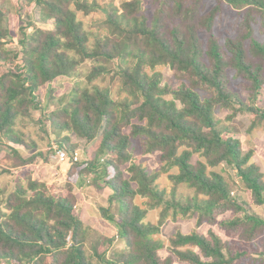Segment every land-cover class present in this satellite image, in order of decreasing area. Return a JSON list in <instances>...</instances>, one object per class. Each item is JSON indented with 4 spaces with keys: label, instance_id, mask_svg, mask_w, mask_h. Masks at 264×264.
<instances>
[{
    "label": "trees",
    "instance_id": "16d2710c",
    "mask_svg": "<svg viewBox=\"0 0 264 264\" xmlns=\"http://www.w3.org/2000/svg\"><path fill=\"white\" fill-rule=\"evenodd\" d=\"M203 1L156 0L149 13L143 0H22L37 14L17 39L0 7V66L6 67L0 73V146L14 167L43 154L23 155L39 148L19 128L33 121L32 110H41L36 124L59 147L75 150L71 134L92 144L86 161L71 163L66 193L31 175L0 189V264H173L175 257L188 264H237L245 252L213 230L178 231L168 245L157 237L169 219L194 215L198 227L219 224L244 244L264 235V216L254 208L264 205V172L253 161L254 151L244 152L216 116L218 108L232 110L227 120L248 112L249 130L264 124V109L256 102L264 85V41L253 28L258 18L264 21V0H219L207 13ZM224 4L242 18L236 38L221 43L212 32ZM99 12L105 18L92 33L79 14ZM202 30L210 34L207 48ZM13 42L18 47L10 48ZM161 66L181 81L178 87L157 70ZM229 69L248 81L250 104L231 90ZM107 76L120 79L121 99L95 83ZM62 78L76 83L58 95ZM46 87L55 103L49 112L41 93ZM135 138L142 139L144 154L159 152V171L150 172L135 158ZM173 168L178 172L169 174L174 187L168 192L157 180ZM93 173L95 187L112 191L109 206L99 209L116 223L121 247L99 234L88 250L90 228L77 210L75 188ZM179 184L194 194L177 198ZM234 185L250 200L235 193ZM137 197L146 198L147 207ZM151 209H160L156 223L147 220ZM227 212L235 216L219 220ZM164 249L170 252L166 257L160 254ZM253 252L254 264H264V242Z\"/></svg>",
    "mask_w": 264,
    "mask_h": 264
},
{
    "label": "rangeland",
    "instance_id": "374dc122",
    "mask_svg": "<svg viewBox=\"0 0 264 264\" xmlns=\"http://www.w3.org/2000/svg\"><path fill=\"white\" fill-rule=\"evenodd\" d=\"M123 1L126 0H115V3L120 4ZM143 2L144 6L149 9V13H152L156 6V0H143ZM203 2L204 13H207L213 6L218 4L219 0H204ZM0 7L7 14L6 20L4 21L5 26H9L11 28V31L16 39L20 35V28L26 27L28 25L29 19L31 18L34 20V16L37 14V11H35L33 5H29L25 2L22 3V0H0ZM79 17L84 20L86 29L92 33H98L99 27L101 25L100 23H102L105 18L104 14L101 12L94 13L87 17L80 13ZM241 18L242 15L240 12L231 9L227 4H224L222 11L216 18L212 33L219 38L221 43H224L227 39L236 38L237 29L240 25ZM253 28L256 39L263 42L264 21L261 18H258L254 22ZM200 36L202 38V44L204 48H207L210 34L206 30H202L200 32ZM247 45L249 46V42H247ZM9 47L16 48L18 46L13 42L9 45ZM5 70L6 67L0 66V73ZM157 70L162 71L164 73L165 79L174 87H178L180 85L181 81L177 79L168 68L161 66L158 67ZM87 71L88 66L85 65L82 69V79H84ZM228 79L231 90L239 93L243 100L250 104L251 90L247 86L249 84L248 81L244 77L237 76L234 69H229ZM75 83L76 80L74 78H62L58 80L56 85L60 86V88L57 89L58 91L56 93L60 95L63 92L70 91L71 87ZM95 83L102 88H111L114 98H122L118 95L121 86L120 79L113 81L109 76H107L104 79L96 80ZM41 93L45 108L47 109L45 111L49 112L55 107V103L50 100V88H43ZM260 93L261 94L258 96L256 102L260 108L264 109V85ZM202 94L204 95L203 92ZM230 113H232V110L218 108L216 111V116L218 119L222 120V125H225L229 128L230 134L241 141V146L244 152L249 150L254 151L253 161L257 163L264 172V124L249 130L253 118L251 113H238L236 118L233 120H227V116ZM32 116L33 121H27L23 124V127L19 126V128L24 132L26 137L36 140L39 144V148L31 151H23V155L25 158H28L39 150H41L43 154L42 156H38L36 159H34L33 163L29 165L23 167H14L15 161L8 156L7 148L0 146V189H11L15 185L16 181L19 179H25L28 175H31L55 186V191L66 193L67 184L71 183L68 174L72 170L71 168H73V164H62L55 158L54 150L59 147V144H57L55 141V136H47L42 127L36 124V120L41 117V110H32ZM70 138V144L76 146L75 150H79V153L82 156V161H86L88 159L87 150L91 148L92 144H90L86 139L78 138L74 134H71ZM132 143L133 154L135 155V158L137 160L139 159L140 162H142L146 169H148L150 172L159 171L161 168L159 152L144 154L141 138H135ZM224 166L228 167L224 164L221 168ZM126 167L127 165H124V168ZM228 171L233 175V177L236 178L235 172L231 168H229ZM177 172L178 170L173 168L170 172L163 173L157 180L159 186L162 189H166L168 192H170L174 187V183L170 179L169 174ZM95 176L96 173L82 177L79 181H77L75 188L78 198V212L81 213L85 210V208L88 207L90 208L91 212L88 216L89 223L87 225L90 228L88 234V250L99 234L105 235L109 238H115V246L121 247L120 240L117 236L116 223L102 218L99 209L101 206H109V197L111 196L112 191L110 188L95 187L93 183ZM129 176L130 174L126 172V177ZM176 188L177 198H185L194 194V189L190 188L187 184H179ZM233 189L235 193H240L246 200H250L249 195L246 192L241 191L240 188L238 189V187L234 185ZM135 201L141 207H147L145 204V201H147L146 198L137 197ZM254 208L257 213L264 216V207L255 206ZM117 210V204L111 207V213L116 214ZM159 214L160 209H151L149 211L147 220L156 223L159 218ZM234 216L235 214L233 212H227L220 216L219 220H226ZM196 228L199 232L206 235H208L210 230H213L220 237L233 244L237 250L245 252L240 260L236 262L237 264H254V258H257L258 254L254 253L253 249L257 244L264 242V235H262L253 244H244L239 240L236 233L226 230L219 224H203L198 227L197 215L191 217H179L176 220L169 219L157 237L163 239L168 245L169 238L176 232L181 231L183 233H191ZM160 254L162 257H166L168 254H170V252L168 249H164L160 251ZM175 260L178 259L175 257Z\"/></svg>",
    "mask_w": 264,
    "mask_h": 264
},
{
    "label": "built area",
    "instance_id": "2783aa9c",
    "mask_svg": "<svg viewBox=\"0 0 264 264\" xmlns=\"http://www.w3.org/2000/svg\"><path fill=\"white\" fill-rule=\"evenodd\" d=\"M55 158L60 163H76L82 160L79 150L69 151L65 148L57 147L55 149Z\"/></svg>",
    "mask_w": 264,
    "mask_h": 264
},
{
    "label": "crops",
    "instance_id": "0c3cea01",
    "mask_svg": "<svg viewBox=\"0 0 264 264\" xmlns=\"http://www.w3.org/2000/svg\"><path fill=\"white\" fill-rule=\"evenodd\" d=\"M262 207H264V205L262 206ZM89 213H91L90 212V208L88 207V208H85V210L83 211V212H81L80 213V215H81V218L83 219V221H84V223L86 224V225H88V216H89ZM180 263H186V262H182V261H180V260H174V262H173V264H180Z\"/></svg>",
    "mask_w": 264,
    "mask_h": 264
}]
</instances>
